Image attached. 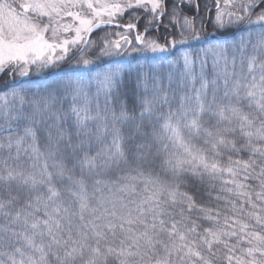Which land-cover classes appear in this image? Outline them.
Instances as JSON below:
<instances>
[{
	"label": "snow or ice",
	"instance_id": "1",
	"mask_svg": "<svg viewBox=\"0 0 264 264\" xmlns=\"http://www.w3.org/2000/svg\"><path fill=\"white\" fill-rule=\"evenodd\" d=\"M0 264H264V0H0Z\"/></svg>",
	"mask_w": 264,
	"mask_h": 264
},
{
	"label": "rangeland",
	"instance_id": "2",
	"mask_svg": "<svg viewBox=\"0 0 264 264\" xmlns=\"http://www.w3.org/2000/svg\"><path fill=\"white\" fill-rule=\"evenodd\" d=\"M209 31H211L212 29H208ZM3 79H7V76H4Z\"/></svg>",
	"mask_w": 264,
	"mask_h": 264
},
{
	"label": "trees",
	"instance_id": "3",
	"mask_svg": "<svg viewBox=\"0 0 264 264\" xmlns=\"http://www.w3.org/2000/svg\"><path fill=\"white\" fill-rule=\"evenodd\" d=\"M141 27H142V25H141ZM208 29H211V25L210 24L208 25Z\"/></svg>",
	"mask_w": 264,
	"mask_h": 264
}]
</instances>
